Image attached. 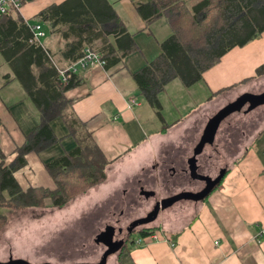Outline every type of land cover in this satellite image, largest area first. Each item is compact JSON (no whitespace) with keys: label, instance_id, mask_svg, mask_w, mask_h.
Segmentation results:
<instances>
[{"label":"crops","instance_id":"0c3cea01","mask_svg":"<svg viewBox=\"0 0 264 264\" xmlns=\"http://www.w3.org/2000/svg\"><path fill=\"white\" fill-rule=\"evenodd\" d=\"M63 1L22 0L18 11L26 20H33L43 9ZM108 1L134 35L138 50L111 70H81L77 74L80 84L66 93L77 116L110 160L107 179L63 208L0 207V212L7 215L36 212L40 218L28 221L37 229L22 232V237H17V229H12L11 224L6 226L4 239L0 240V263L22 260L28 264H54L46 259L45 252L52 250L60 238L50 235L56 229L46 231V220L41 219L48 215L59 217L62 211L79 205L86 206L82 212H91L78 220L83 219V232H87L89 225L91 231L99 222L98 228L89 234L94 242L96 235L101 234L98 231L108 232L112 227L111 218L96 219L97 212H149L133 220L149 219L142 224L156 221L151 226L155 228L152 234L136 233L125 250L114 253L116 256L108 261L109 256L106 264H264V235L260 237L264 230V120L254 114L259 110L249 116L250 111L257 107L261 110L264 104L235 112L246 114L251 120L245 119V124L239 123L234 130L231 121L241 114L227 116L213 143L206 144L198 155L203 175L211 178V170H218L216 176L227 171L216 189L201 198L179 197L161 207L157 215L151 214L164 199L199 194L198 189L192 188L195 180L190 160L211 119L239 94L264 91V75L253 78L264 63V33L247 45L230 50L195 84L188 87L179 79L169 82L160 94L162 121L139 95L133 73L160 55L161 43L172 35V29L164 17L149 22L143 19L138 8L151 0ZM200 1L187 0V4L196 12ZM40 24L44 32L49 30L60 37L52 33L48 24ZM62 45L57 51L44 46L57 55ZM132 100L136 104H131ZM40 121L38 109L14 78L0 51V164L8 165L14 160L16 149L24 145L27 135ZM52 128L60 141L40 153H29L26 166L15 173L24 190L54 188L55 182L45 164L77 146L63 120L55 119ZM176 203H181V208H171ZM160 212H165L167 219L160 220ZM52 220L47 224L56 227V219ZM123 226L126 228L127 223Z\"/></svg>","mask_w":264,"mask_h":264},{"label":"trees","instance_id":"16d2710c","mask_svg":"<svg viewBox=\"0 0 264 264\" xmlns=\"http://www.w3.org/2000/svg\"><path fill=\"white\" fill-rule=\"evenodd\" d=\"M198 7L194 12L187 0H151L138 8L145 21L164 17L172 29V35L161 43L160 55L133 73L139 95L162 121L160 94L169 82L179 79L188 87L195 84L230 50L264 33V0H201ZM41 22L64 41L57 55L41 41L33 40V26ZM86 49L106 60V70L118 67L138 50L134 35L108 0H64L43 9L33 20H26L14 8L0 14V51L41 116L24 145L16 149L14 160L8 165L0 164V207L63 208L107 179L110 160L66 96L81 81L75 74L62 85L58 74V68L81 59ZM263 75L264 63L253 78ZM55 119L64 121L77 146L45 164L54 188L24 190L15 173L26 166L29 153H40L60 141L52 128ZM226 172L221 171L219 182L209 193ZM7 222V214L0 212V232ZM154 231L155 228H142L140 234L147 236ZM125 248L123 245L121 250Z\"/></svg>","mask_w":264,"mask_h":264},{"label":"rangeland","instance_id":"374dc122","mask_svg":"<svg viewBox=\"0 0 264 264\" xmlns=\"http://www.w3.org/2000/svg\"><path fill=\"white\" fill-rule=\"evenodd\" d=\"M45 32L47 33V36L42 40V43L47 47H51L54 51H57L59 49V44L61 45L64 43L63 39L61 37L53 36L49 30H46ZM62 47H63V45H62ZM262 93H264V91ZM262 93L244 92L242 94H239L235 99L238 100V99H240L244 96H247L249 94H262ZM236 100H234V101H236ZM229 104L230 103L228 102V104H226L224 106V108L227 107ZM249 106L250 105H246L242 109H245L246 107H249ZM261 107H263V108H261V110L259 109L260 107H257L256 109H254L255 111L254 110L250 111L249 116L251 114H253L254 112H256L257 110H259L254 114H259L260 118H262L264 120V105H262ZM233 113L234 114H241L239 116L233 117V119L231 121V123L233 125L232 126L233 130L236 129V125H238L239 123L241 125L245 124L244 123L245 119L251 120V118L249 116H245L246 114L244 115L241 112L240 113L233 112ZM233 113H231V114L234 115ZM242 116H244V117H242ZM214 118L211 119L210 123L214 120ZM260 118H258L259 122H260ZM253 119H255V117ZM232 128H231V130H232ZM211 171H212V177H216V173L218 170H211ZM192 184H195L192 186V188L199 190V188H201L203 182H201L199 180H195ZM178 205L181 208V203H176L171 208H174ZM85 207L86 206H79V205L73 206L70 209L62 211L60 213L59 217L52 216L50 218V216L48 215V216H45L44 218H42V216H41V218H42L41 220H43V219L46 220V224H44L45 230L48 231L50 229H56V232H51L50 235H54V236L60 238L59 241H55L54 248L52 250H49V249L46 250L45 253L46 254L48 253V255L46 256L47 260H51V261L55 262L54 264H71V263L72 264H88V263L89 264H99L102 262L101 259H103V257H104L106 247L103 243L100 242L99 239L101 237H99V239H97V242H94L92 237H89V234L93 233L96 230V228H98L96 225H98L99 222L95 221L96 223H95V225H93L91 231L89 228V227H91V225H89V227L86 228L87 232H83V231H85V229L83 230V227H82L83 224H81L83 219L80 220L81 222L78 221L82 216H87L91 213V212H82V210ZM100 213H103V212H97L98 215ZM120 213H124V216L120 217L121 218V225H123L124 223L125 224L127 223V226H128V223L131 220L135 219L136 217H140L141 215L145 216L149 212H120ZM161 214L162 215L160 217V220L167 219V215H165V212H162ZM37 215H39V214H37L36 212H26L25 214H22L21 212H13L12 214L7 215L8 216V222L6 223L5 227L0 232V240L4 239L3 234L5 232L6 226L9 224H11L12 229H17L16 230L17 237H22V232L25 233L28 230L37 229V226L32 225V224H28V221H37V219H40V218H38ZM53 218L56 219L55 222H53V223H55L54 226H56V227H51L50 225L47 224L48 220L49 219L52 220ZM114 218L112 217L109 220L112 222V221H114ZM154 223L156 224V221L149 223V224H141L137 228H139V227L144 228L146 226L151 228V226L154 225ZM80 225H82V226H80ZM121 225L118 222V227L122 228L121 230H123V232H119V234L118 233L114 234V232H112L111 237H113L115 239H120V238L125 239L126 237L130 236L131 232L130 231H129V233L127 232V230H128L127 227L123 228L124 226H121ZM100 226H102V224H100ZM75 230L79 233L74 232ZM88 231H90V232L88 233ZM133 236L135 237V236H137V234L135 233ZM10 237H11V235H10ZM13 239H14V236H13ZM3 251H4V249H3ZM115 256H116L115 254L110 255V257L108 258V261L112 260Z\"/></svg>","mask_w":264,"mask_h":264},{"label":"water","instance_id":"95a60500","mask_svg":"<svg viewBox=\"0 0 264 264\" xmlns=\"http://www.w3.org/2000/svg\"><path fill=\"white\" fill-rule=\"evenodd\" d=\"M247 103H250V108H254L256 106L264 104V93H262V94H249L247 96H244V97L230 103L227 107L223 108L216 115L214 120L210 123V125L207 129L206 135L203 138L199 148L195 151L194 156L190 160V164L192 165V167H191L192 171H196L197 155L203 151L206 143L207 144L213 143L214 138H215V134H216L221 122L223 121V119L233 112L240 111ZM194 164H195V166H194ZM197 177H200L202 179H207L208 181L211 180L210 187H208L203 193H200V194L187 193V194H182V195L176 196V198L174 197V198H170V199L169 198L164 199L163 201H161L157 204V210L155 212V215L158 214V211L160 210L161 207L162 208L167 207L172 202L176 201L179 197H186V196H191V197L194 196V197H200V198L205 197L209 193V191L219 182V178H220V176H219L215 180H212L210 177L203 176V175H200V176L197 175ZM147 221H149L148 218L143 220V222H147ZM101 235H102L101 237H103V239H104L106 237L107 233L105 232V233H102ZM110 252H111V250H109L105 253V255L103 257V261L99 264H106L107 258L110 255ZM9 263L16 264L18 262L13 261V262H9Z\"/></svg>","mask_w":264,"mask_h":264},{"label":"flooded vegetation","instance_id":"af4514ba","mask_svg":"<svg viewBox=\"0 0 264 264\" xmlns=\"http://www.w3.org/2000/svg\"><path fill=\"white\" fill-rule=\"evenodd\" d=\"M246 105H250V103H247ZM245 105V106H246ZM244 108V107H243ZM242 110V109H241ZM230 115V114H229ZM228 115V116H229ZM226 118V117H225ZM224 118V119H225ZM223 119V120H224ZM201 144V143H200ZM200 144H199V146H200ZM207 144V143H206ZM206 144H205V146H206ZM199 146L197 147V149L199 148ZM200 154V153H199ZM198 154V155H199ZM198 155H197V157H198ZM194 166H195V164H194ZM191 167H192V165H190V172H191V176H192V180H199V181H201V182H203V186L201 187V188H199V194L200 193H203L208 187H210V185H211V180L210 181H208L207 179H202V178H200V177H197V175L198 176H200V175H203V173H202V168H201V166L198 164V161L196 162V171H192L191 170ZM221 173V172H220ZM194 174V175H193ZM203 176H205V175H203ZM208 177V176H207ZM217 177H219V175H217L216 177H214V178H212L211 177V179L212 180H215ZM163 201V200H162ZM161 202V201H160ZM159 203V202H158ZM157 203V204H158ZM161 209V208H160ZM155 210H157V205H156V209ZM159 213V212H158ZM152 215H155V212H152L151 213ZM121 216H124V213H120V212H103V213H100L99 215H97V217H96V219H101L102 220V218H114V221H112V223L111 224H109V225H111L112 227L110 228V229H108L107 231L108 232H106V231H102V230H100V231H98V233L100 234H102V233H107V235H106V237L103 239V237H101L102 235L100 234V235H96V239H99V237H101L99 240H100V242L101 243H103L104 245H105V247H106V251H105V253L107 252V251H109V250H111V252H110V255H112V254H114V253H119V251H121V249H122V246L123 245H127V242H129L131 239H132V237H133V235L135 234V233H140V230L142 229V228H137L138 226H140L142 223H143V220H142V218H141V220L140 219H136V220H133V221H131V223L127 226V232L129 233V231L131 232L130 233V236L129 237H126L125 239H115V238H113V237H111V233L112 232H114V234L115 233H118L119 234V232H123V230H121L122 228H119L118 227V222L120 223V225H121ZM121 226H123V225H121ZM137 228V229H136ZM144 228H146V227H144ZM118 232H117V231ZM134 232V233H133ZM105 255V254H104ZM109 255V256H110ZM108 256V257H109ZM102 261H103V259H101ZM100 260V261H101Z\"/></svg>","mask_w":264,"mask_h":264},{"label":"built area","instance_id":"2783aa9c","mask_svg":"<svg viewBox=\"0 0 264 264\" xmlns=\"http://www.w3.org/2000/svg\"><path fill=\"white\" fill-rule=\"evenodd\" d=\"M22 0H0V14H5L8 10L14 8L19 10L22 6ZM33 40L41 41L46 33L42 30V26L40 23L33 26ZM106 60L102 58V56L91 49H86L84 56L78 61L68 65L65 68H58V74L60 78V82L62 85H66L69 81V77L71 75L78 74L81 70L91 69L95 67L105 68ZM131 104H136L135 100L131 101ZM264 235V230L260 233V237ZM153 237H158L157 235H153ZM139 241H142L139 239ZM172 245H174L172 243Z\"/></svg>","mask_w":264,"mask_h":264}]
</instances>
